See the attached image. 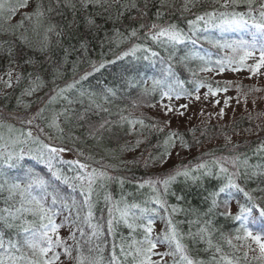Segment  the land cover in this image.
I'll return each instance as SVG.
<instances>
[{"label": "trees", "instance_id": "trees-1", "mask_svg": "<svg viewBox=\"0 0 264 264\" xmlns=\"http://www.w3.org/2000/svg\"><path fill=\"white\" fill-rule=\"evenodd\" d=\"M197 1L194 7L190 6V11H184V0H171L170 4H165L164 7L160 6V0H107L106 3L102 2L101 5L87 4L86 7V1L83 0H58V2L57 0H37V3H42L45 11L44 22L48 25H55V32L61 33L60 36L55 35V33L49 34L47 50L41 51L42 47L34 48L20 39L17 32L22 31L20 29L29 20H24L23 27H20V29L12 28L13 32L7 31L5 34H0V46L5 49H13L11 57L2 55L0 58V72L7 65L8 58L19 63L21 70V78L15 87V92H13L9 102L4 104L6 111L16 110L14 107L20 96L18 93L32 87L31 81L35 80L37 75L41 77V84L49 85V87L51 86L50 81L57 79L66 82L64 86L60 87H66L72 83L75 85L62 95H57V92H53L47 99L44 98L41 102L37 101L36 107H34V115L49 131L51 128L49 123L53 117H58V122L63 129L62 137L60 134L57 136L52 133V136H55L57 141L50 142L53 138L49 141L50 137L47 136L48 134L45 135V138H40L39 136L41 140L53 146H63L69 149L68 151L73 152L72 154L78 160L89 165V171L93 168L98 171H105L112 178L111 180L99 181L95 186L96 193L93 197L95 222L104 226L105 235L102 238L104 251L102 255L105 264H108V260L111 257L113 241L117 245V256L124 261V264H133V262L131 257L125 260V257L119 252V244L122 238L129 240L130 231L122 224L117 227L115 236L107 231L108 208L111 204L110 202H105L104 196L109 195L111 201H121L123 198L129 204L139 203L144 206V201L155 195V193L152 192L147 184L141 188L140 183L142 181L146 182L148 179L155 181L158 177L163 180L168 175H174L176 171L167 170L164 175L162 171L160 174L154 173V171L150 172L148 168L146 169L142 165H138L136 168L128 166L124 169H118L113 166H107L104 163L102 164V161H100L101 151L98 148L107 147L108 149L119 151L123 145L127 146L126 136L129 131L121 127V123L114 117L116 114L111 112V108L115 107L116 104L120 106H126L128 103L132 106L136 105L139 98L140 100L146 99L148 105L154 100H159V89L155 93L151 92L152 80L150 78H162L161 70L166 68L168 64H171L174 73V77L171 79L183 82L182 86L175 84L177 90H181L182 87L188 92L194 93L196 81H210L216 84V82L199 73L198 70L203 65L201 60L183 58L189 56L190 53L198 52L200 55L216 61L225 56L226 53L223 50L199 40L195 45L189 41L177 46L175 51L172 49L165 51L146 35L149 32L147 25L152 22L161 25L175 24L180 29H183L185 33L190 34L188 21L195 19L196 15L203 14L205 11L219 8L221 3H217L215 0ZM131 3H135L137 7H130ZM49 5L52 8L51 12L47 11ZM122 5H127L128 7L125 9L122 8ZM244 7L245 5L243 7L239 6L236 10L243 11L246 9ZM157 11L162 13L159 19L155 15ZM142 13L146 15H142ZM20 17L23 19V14ZM90 19L94 23L90 24ZM32 22L30 21L29 23L32 24ZM142 23L146 25L143 29L140 28ZM133 28L138 30L135 37L129 35ZM24 30H26V27ZM214 34L218 35V33ZM137 44L142 47L135 56L123 55ZM144 48H150L160 55L145 59V56H150L151 54L145 52ZM170 53L173 58L169 60ZM161 57L164 58V63H161ZM27 61H31V63H27ZM101 63L103 67H99ZM94 65L99 70H96ZM56 69H59V75H62V78H59V76L54 79V71ZM190 69L196 71L197 75L195 77H193ZM30 73L31 77L29 76ZM86 74L88 75L86 76ZM85 76L86 78H83ZM145 88L149 89L147 94L144 91ZM39 89L41 88L39 87ZM108 89H113L116 95L112 96L107 91ZM41 91L46 93L45 88L44 90L41 89ZM81 92L84 93L83 96H81ZM89 93H95L93 99L96 103L102 102V100L105 101L104 97L107 96L108 99L106 101L109 102V109L107 111L102 110L104 108L99 110L95 105L90 104ZM37 99L40 100L41 98L37 97ZM69 100L72 101L71 104H69ZM41 109H43L42 112L40 111ZM65 109H67V113H65ZM37 113L40 114L37 115ZM66 115L68 119L65 118ZM81 117L83 118L81 119ZM108 117H113V120H108ZM137 117L145 123V142L141 145V151L144 154L147 153L148 157H155L156 154L163 153L164 140L170 132H178L183 137L184 142L192 148L193 146H199L202 141L205 142L210 138L209 135L205 136L206 132L209 131L215 134L223 131L220 129L217 131L211 130V128H218V125L205 126L200 138H197L195 133L200 131V129L191 127L184 130L163 128V131H159L162 127L157 124V120L151 114H139ZM103 122L110 123V130L107 129L108 126L106 128L97 127ZM249 124L251 122H248L246 117H242L236 128L249 127ZM5 125L8 124L5 123ZM96 129H99L98 133ZM257 131L253 137L243 139L236 144L234 150L230 153L234 156L240 155L242 159L247 157L251 165H261L260 169H248V176H245L243 174L244 169H241V175L237 179V183L245 188L246 191H249L253 197H264V192L260 191V189H264V174L251 175L254 170L264 172V147H262L264 146V123L263 128L260 131L257 128ZM23 147L27 150L29 147L36 148L37 145L29 142ZM225 151L226 148L223 146L213 147L182 161L179 166L194 168L199 163L210 161L213 156L219 157ZM209 153L212 155H208ZM61 155L64 160H71L64 157L63 154ZM22 166H35L40 171H47L43 165L37 164L36 161L27 156L22 162ZM7 171L9 177L21 174L20 169L17 168ZM65 171L70 176L75 174L72 171H68L66 166ZM213 172H216V169H213ZM222 183L224 181L216 179L215 176H202L196 182L190 179L186 180L183 176H178L175 182L170 185L168 193H161L162 199L167 202L168 211L161 210L159 216L155 217V222H162L163 224L162 228L160 227L163 231L159 236L166 230L167 220L171 218L180 233L181 242L185 246L187 256L197 262V264L200 261H203L204 264H218V262L223 264L222 256L245 262L244 252L240 249L237 251L232 248L224 239L225 236H233L235 234L234 230L238 227V223L220 214L223 211L222 203L220 207L209 212L211 207L209 194L218 190ZM61 187L65 195L69 197L75 196L77 200L82 199L78 190L73 192L66 185H61ZM158 188H162V185H158ZM6 196L7 192L0 193V208L5 206L4 198ZM226 198L228 197L221 194L219 199L222 202ZM233 199L235 201L240 200L241 203L245 202L243 194L239 192H233ZM149 206L155 207L156 205ZM172 206H175L178 211L172 213ZM236 211L237 209L232 213L235 214ZM250 226L264 233V219L257 216L254 224ZM205 227L207 228V233L211 234L212 247H209L207 243V234L199 231ZM85 230L89 231L88 229ZM60 234L66 237L68 229H61ZM135 235L138 239L142 238L141 231H138ZM9 237L14 238V232L5 230V238ZM233 243L236 244L235 240H233ZM69 244H72V241H69ZM217 245L221 248V252H216ZM167 248L168 252L175 250L174 246L171 249L169 246ZM85 252H87V246H85ZM73 255H76L75 251ZM168 257V261L160 262V264H187L186 261L181 260L179 254L175 256L168 255ZM64 259L62 256L61 260ZM72 264H75V262L72 261Z\"/></svg>", "mask_w": 264, "mask_h": 264}, {"label": "snow or ice", "instance_id": "snow-or-ice-1", "mask_svg": "<svg viewBox=\"0 0 264 264\" xmlns=\"http://www.w3.org/2000/svg\"><path fill=\"white\" fill-rule=\"evenodd\" d=\"M58 2V0H57ZM107 0H86L87 4L101 5ZM167 0H160V6L164 7ZM219 3V0H215ZM196 0H184V11H190V6L194 7ZM244 4L246 9L237 11L236 9ZM29 7V0H16L13 4L11 0H0V22L9 23L12 18L21 9ZM127 5H122V8H127ZM130 7L136 8L135 3H131ZM223 9V10H221ZM48 12L52 11L49 5ZM122 14V13H121ZM142 15H146L142 13ZM156 17L159 19L162 16L160 11L156 12ZM35 17V27L41 26L45 18V11L42 3H36L33 12L24 13L20 24L15 27H23L24 20L32 21ZM89 23H94L89 20ZM145 24H140V28H145ZM189 32L185 33L175 24L161 25L155 22L147 25L149 32L147 37L165 51L172 49L176 50L177 46L191 42L193 45L199 40L213 45L214 47L223 50L226 54L222 58L213 61L200 53H190L189 56L183 59H199L203 65L199 68V72H215L217 75L225 71L238 72L247 69L253 75L264 69V0H223L219 8H213L210 11H205L203 14H198L195 19L188 21ZM3 24L0 23V29ZM56 26L49 24L45 29V40H49V33H55L60 36V32H55ZM7 30V29H5ZM137 29L133 28L130 32L131 37L137 36ZM218 33V35L214 34ZM119 35V33H118ZM25 44H29L27 37L20 38ZM141 45H134L128 52L123 55L135 56L137 51L141 50ZM41 51L47 50L45 44ZM145 52H149L150 56H145V59L158 57L160 54L150 48H144ZM12 48H3L0 46V55L12 56ZM230 53V54H229ZM172 54H169L168 59H172ZM161 63H164V58H160ZM252 61L251 64L248 61ZM14 62V60L12 61ZM31 63V61H27ZM214 65V67L212 66ZM99 67H103L101 63ZM96 70L98 67L94 65ZM190 71H192L190 69ZM162 78L151 77L152 88L151 92L155 93L157 89L160 92L161 102L167 98L168 101L173 99L179 100L182 95H193L181 87L177 90L175 84L182 86L183 82L171 79L174 77L171 64L161 70ZM9 79L5 81L7 87H11L12 70L9 69L7 73ZM88 74H86L87 76ZM193 77L197 75L196 71H192ZM31 77V73L29 74ZM59 69L54 71V79L58 78ZM83 77V78H86ZM19 75L17 76V82ZM41 77L36 76L35 80L31 81L32 87L26 89L23 95L31 96L40 86ZM147 83V81H145ZM74 83L68 84L66 87L57 86V95H62L67 90L73 88ZM230 82L223 86L216 82L215 87L212 82L196 81L194 93L196 99L199 100L198 93L202 88H207L205 98L209 95L216 96L221 92H227L230 87ZM112 96L116 95L113 89L107 90ZM145 93L149 89H144ZM259 91V89H253ZM84 93L81 92V96ZM90 104L95 105L97 109L102 106L93 99L95 93H89ZM67 99V97H65ZM108 99L107 96L104 97ZM72 103L71 100L68 101ZM220 103L219 100L216 101ZM227 103V101L225 102ZM154 107L155 105H150ZM162 106L167 112L173 111L169 105ZM186 108L187 105H181ZM107 111V109H102ZM41 112L43 109L40 110ZM67 113V109H65ZM40 113H37L39 115ZM182 114V113H181ZM220 116L224 115L223 109L219 112ZM68 119L67 115L65 117ZM83 117H81L82 119ZM32 119H26V123L31 125ZM122 120H127L126 117H121ZM133 127L136 124L144 125L143 120H128ZM170 125V121L166 122V126ZM37 127H39L37 125ZM49 127L54 128L62 137L63 129L61 128L58 117H53L49 123ZM95 127V126H90ZM100 128L104 124L99 125ZM97 131L99 129H96ZM42 132L43 129H40ZM159 131H163L160 128ZM51 139V138H49ZM176 139L181 142V147H189L183 137L178 132H170L164 140L165 150L159 157H150V160L159 159L161 162H166L165 158L171 155L169 149L176 147ZM230 140V138H229ZM29 142L37 145L36 148L29 147L25 150L23 145ZM140 141H137L139 145ZM238 147V146H237ZM264 147V146H262ZM69 149L63 146H53L50 143H45L38 136L33 137L32 131L28 130L26 133H21L15 139L9 138L5 140L0 136V193L7 192L4 198L5 206L0 208V264H65L72 261L75 264H105L102 255L104 248L102 246V238L105 235L104 226L95 222L94 216V194L96 193L95 186L101 180H111L112 178L105 171H98L93 168L88 171V165L82 163L80 160H64L62 153ZM82 155V153H80ZM178 154V153H177ZM208 155H212L209 153ZM29 157L36 161L37 164L43 165L46 172L38 170L35 166H22L25 157ZM65 166L68 171H72L74 175H68L65 171ZM20 169L21 174L9 177V169ZM260 169L261 165L249 164L247 157L241 158L240 155L235 156H220L215 157L210 161H205L195 165L194 168L180 167L177 168L174 175H169L163 180H148L141 184L143 188L147 184L155 195L144 201V206L139 203L129 204L125 200L111 201L109 195L104 196L106 203L111 204L108 208L107 231L115 236L116 229L119 225L125 226L130 231V239L122 238L119 244V252L125 257H131L133 264H160V261H154V255L161 257L179 254L182 261L187 264H197V262L190 259L185 251V246L181 242V236L175 227L171 218L167 220V228L161 236L153 238L155 217L159 216L161 210L167 212L168 206L165 199H162L161 193H168L170 185L175 182L178 176H183L186 180L196 182L202 176H215L216 179H222L224 183L218 190L211 192V207L209 212L223 205L221 215L231 218L238 223V227L234 230L233 236H225L226 243L232 248L239 251L240 247L252 248L254 243L259 251V255L254 259L264 264V235L256 233L250 225L254 224L255 218L258 216L264 219V197H253V195L246 191L237 183V179L241 175V169H244V175L248 176V169ZM216 169V172H213ZM199 173V174H194ZM264 174V172L252 171L251 175L256 176ZM123 183V181H121ZM61 185H66L72 189L73 192L79 191L81 200H77L75 196L69 197L64 194ZM162 185V188H158ZM242 193L245 202L241 203L236 200L237 211L235 214L231 211V202L233 199V192ZM264 192V189H260ZM221 194H224L226 199L220 201ZM149 205H156L155 207ZM178 209L172 206L171 212L175 213ZM62 217V219H61ZM59 220V222H57ZM208 223V222H206ZM68 229V235L62 236L61 229ZM88 229L89 231H86ZM5 230L14 232V238H5ZM142 232V238H137L135 233ZM200 233L207 234V243L209 247L213 246L211 234L207 233V228H201ZM79 234V235H77ZM203 238V237H202ZM233 240L240 241L237 246ZM72 241V244H69ZM159 245H168L170 248L174 245L175 250L172 252L157 253L154 250ZM87 246V252H85ZM117 245L115 241L112 243V253L108 260V264H124V261L117 256ZM75 251L76 255H73ZM216 252H221V248L217 245ZM64 260H61V257ZM245 258L247 252L244 253ZM223 264H239V261L222 256ZM199 264H204L200 261ZM219 264V262H218Z\"/></svg>", "mask_w": 264, "mask_h": 264}, {"label": "rangeland", "instance_id": "rangeland-1", "mask_svg": "<svg viewBox=\"0 0 264 264\" xmlns=\"http://www.w3.org/2000/svg\"><path fill=\"white\" fill-rule=\"evenodd\" d=\"M11 2L14 4L16 0H11ZM170 2L171 0H167L165 4L168 5L170 4ZM197 2L198 1L196 0V3ZM219 2L223 3V0H219ZM257 2L259 1L257 0ZM36 3L37 0H29V7L21 9L19 12H17V14L9 23L0 22L3 24V28L0 29V34H5L7 31H12V28L20 29V27H15L21 22L22 17L20 16L24 13L33 12ZM243 5L244 4H241L240 7H243ZM244 8H246V6ZM32 21V24H30V21H28L26 25L20 29L23 31L26 27V30H24L23 32L18 31L17 33L19 34L20 38L21 36L27 37L29 41L28 45L34 48H41L49 42V40H45V29L49 25L45 23L43 19L41 26L33 31L35 27V17H33ZM1 57L2 55H0V58ZM12 61L13 60H10V58H8L7 65L5 66L4 70L0 72V136H3L5 140H8L9 138L15 139L16 137L20 136L22 132L26 133L28 130H31L33 137L40 136V138H45V135L48 134V137L53 138L51 139V141L49 139L50 142L57 141V138L55 136H52V133L57 136H59V133L54 128H50L49 131L45 125L40 123L39 119H37V117H35L34 115V107H36L37 101L41 102L44 98L47 99L48 97H50V94L56 92L57 86H64L66 82H62L58 79L52 80L50 81V87L49 85L41 84L40 88L43 90L45 88L46 93L45 91H41V89L38 88L31 96L23 95V93L25 92V90H23L18 93L20 94V96L18 97V101L15 104L16 106L14 107L16 108V110L6 111L4 104L9 102L11 96L13 95V92H15V87L19 82H17V76L19 75V80L21 78L20 64ZM248 63L251 64L252 61L250 60L248 61ZM9 69L12 70L11 87H7L5 84V81L9 79L7 75ZM199 73L214 82H219L221 86L228 82H230L231 86L229 87V90L227 92H221L216 96L209 95L207 98H205L207 88H202L198 93V95L200 96L199 100L195 98L197 94L193 93V95L191 96L182 95L181 99L179 100L173 99L172 101H168L167 98H165L162 102L161 99L154 100L149 103L150 105H155L154 107L148 105V102H146V99L144 100V98L141 100L139 98L138 103L133 106L128 103V105L126 106H120L116 104L115 107H112L111 112L113 114H116V116L114 117L118 119L119 123H121V127L129 131L126 136L127 146L123 145L122 149L119 151H114L112 149H108L107 147L98 148L101 151L100 161H102V164L104 163L107 164V166H113L114 168L118 169H124L128 166H133L134 168H136L138 165H142V167L144 166L146 169L148 168L150 172L154 171V173L160 174V172L162 171L165 175L167 173V170L173 171L177 168H180L179 165L182 163V161H185L200 152H205L213 147L218 148L223 146L226 148V151L224 153H221L219 157L234 156L230 152L234 150V146L236 144H238L243 139L253 137L258 132L257 128L259 131L263 128L264 69H261L260 72L255 75L250 73L247 69L238 72L225 71L220 75H217L215 72ZM59 76V78H62V75ZM213 85L215 87V84ZM253 89H259V91H253ZM37 97H40L41 99L39 100L37 99ZM217 100L220 101L219 104L216 103ZM226 101L227 103H225ZM98 104H100L104 109H109L110 107L109 102L106 100H102V102H98ZM162 104L169 105L173 108V111L167 112ZM181 105H187V107L184 108L181 107ZM221 109H223L224 111L223 116L219 115ZM139 114H151L152 117H155L154 119L157 120V124L162 128L184 130L191 127L193 129H200V131L195 133L197 138H200V135L203 133V129L205 128V126L218 125V128H211V130L217 131L220 129L223 131H219L215 134L209 131L206 132L205 136L207 137L209 135L210 138L205 142L202 141L199 146H193L192 148L181 147L180 140L176 139V147L169 149L171 155L165 158L166 162H161L159 159L150 160L148 154H144V152L141 151V145H143L145 142V123L143 126H141L140 124H136L133 127L127 122L128 120H141L137 117ZM33 117H35V119H33V123L31 125L25 122L26 119H32ZM121 117H126L127 120H122ZM242 117H246L247 121L251 122V124H249L250 126H245L244 128H236L237 123L241 120ZM108 120H113V117H108ZM168 121H170V125L166 126V122ZM5 123L8 125H5ZM103 124L105 128L108 126L107 129L110 130V123L103 122ZM3 125H5V127H3ZM37 125L39 127H37ZM99 125L97 127H99ZM40 129H43V131L41 132ZM137 141H140L139 145H137ZM164 150L165 147H163L162 151L164 152ZM72 153L73 152L71 151H65L62 154L68 159L76 160L77 157ZM160 154L161 153L156 154L155 157H159ZM156 179L162 180L160 179V177ZM143 183L145 182L142 181V183L140 184ZM230 207L232 212L237 209L234 199L232 200ZM162 225V222H155L154 231L152 234L153 238H156L157 235L159 236L161 234L163 230H161L160 227L162 228ZM253 231L264 235V233H262L259 229L253 228ZM235 242L237 246H239L241 243L240 241L236 240ZM167 246L168 245L158 244L157 248L154 251L157 253L168 252ZM252 248L256 250L252 251L246 246L239 248L244 253L247 252L245 262L239 261L235 258L231 259H233L234 261H239V264H261L260 261L254 259V257L259 255L258 248L254 243L252 244ZM152 259L154 261L165 262L169 260V257L154 255ZM65 264H69V262L66 261Z\"/></svg>", "mask_w": 264, "mask_h": 264}]
</instances>
